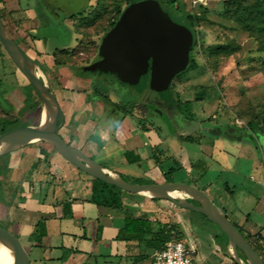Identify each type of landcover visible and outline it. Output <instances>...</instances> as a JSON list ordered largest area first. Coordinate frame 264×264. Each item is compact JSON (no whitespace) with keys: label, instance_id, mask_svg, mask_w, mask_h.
I'll return each instance as SVG.
<instances>
[{"label":"crops","instance_id":"1","mask_svg":"<svg viewBox=\"0 0 264 264\" xmlns=\"http://www.w3.org/2000/svg\"><path fill=\"white\" fill-rule=\"evenodd\" d=\"M43 7L41 2L32 0H1V18L9 34L29 56L38 60L45 71H53L52 88L65 114L62 133L72 137L75 146L86 154L125 176L146 178L145 184L190 183L204 190L241 232L251 237L252 246L260 254L264 242V139L259 135L264 132H254L240 123H225L241 134L247 130L252 133L251 137L241 135L236 139L222 127L206 126L205 122L196 131L184 130L180 123L185 124L187 116L183 114L177 116L179 130L164 139L158 127L146 122L149 115L137 114V120L112 95L100 91L112 104L101 99L95 92L93 72L81 74L71 62L60 60L64 51L76 47L77 41L75 45L48 47L47 37L40 35L47 22V7ZM50 15L54 19L61 17L54 11ZM64 19L75 23L74 16ZM9 72L14 74L16 85L6 96L11 100L7 101L9 108L0 104V119L14 117V109L25 100L18 97L16 90L28 87L29 80L17 65ZM4 79L0 75V85ZM100 86L109 89L104 81ZM116 110L122 117L120 123L114 118ZM187 134L196 138L191 142L197 147L177 143L188 141L180 138ZM224 134L236 141L234 147L223 142ZM35 147L29 144L19 153L12 152L8 170V174H13L21 162H29L22 184L26 200L13 199L6 218L8 229L26 251L28 264H151L153 253L158 250L152 241L154 233L163 225H174L182 231L183 238L196 248L198 264H242L235 259L229 242L193 211L169 199L129 192L123 193L121 207L95 202L92 175L54 154L52 147ZM224 155L235 156L236 161H228ZM163 157L175 165L165 169ZM178 168L187 171L188 181L170 177ZM129 217L149 219L152 232L124 230ZM238 255L244 263L248 262Z\"/></svg>","mask_w":264,"mask_h":264},{"label":"rangeland","instance_id":"2","mask_svg":"<svg viewBox=\"0 0 264 264\" xmlns=\"http://www.w3.org/2000/svg\"><path fill=\"white\" fill-rule=\"evenodd\" d=\"M21 1L26 2L29 0ZM32 1L41 2V0ZM59 1L64 2L66 0ZM76 1V8L80 12L75 13L74 25L69 24L68 21L64 22V18L68 15L65 14L63 8L52 10L47 7V22L40 35L47 37L49 48L75 45L77 41L76 47L64 51V56L60 60L69 61L73 66H80L92 61L98 55L101 38L110 29V23L117 17L118 9H124L128 0ZM226 1L176 0L177 6L183 13L191 14L189 22L192 23L196 33L191 67L172 80L173 89L179 94L181 100H185L182 103L181 111H179L182 116L183 114L187 116H184L185 124L180 123L181 129L196 131L200 128L198 125H202V122H205L206 126L218 125L224 129L225 123H240L244 126L249 120L259 119L262 121L264 119V49L261 47L264 43V29L261 28V24H256L253 29H247L238 19L230 15ZM242 1L245 4H252L255 0ZM261 1L264 2V0ZM45 7H43L44 10ZM52 11L60 14V19H54L50 15ZM76 36L78 37L76 38ZM0 46L3 53L0 56V75L5 78L4 83L0 85V95L6 102H9L11 100L6 98L7 93L11 87L16 85L15 76L9 71L12 66L15 67L16 65L4 45L0 43ZM33 60L37 64L36 70L41 73L40 76L52 88L53 82L50 78L53 71H45L38 60ZM92 74L93 85L103 93H108L113 98L121 101L122 107L128 109L129 114L137 116L139 118L137 120H140L138 115L142 117L145 115L138 106L137 95H142V98L147 101L145 103L153 101V97L158 96V93L149 86L143 91H139L118 82L113 77L114 75ZM26 80H28L27 77ZM102 81L108 85L109 89L106 87L101 89ZM16 91L18 97L25 99L20 108L14 109L16 126L39 123L43 107L33 85L28 81V87L17 88ZM11 104L14 103L11 102ZM119 114V111L116 110L114 118L117 119V123H120L119 121L122 118ZM131 115L130 119L134 122ZM168 117L169 122L160 114L153 115L150 113L146 122H151L158 127L162 137L168 139L173 132L179 130L176 123L170 119L172 115L168 113ZM60 131H64V125L60 128ZM1 133L3 132H1L0 127ZM224 136L223 142L229 147H234L236 141L230 140L227 134H224ZM234 137L236 139L240 137L239 130L235 132ZM259 138L264 139V135H259ZM177 143L180 146L183 144L187 147H197L191 141L177 140ZM31 145L36 146L35 149L38 146L52 147L44 141H36ZM16 152L19 153L20 149ZM54 154L67 161L56 151ZM13 156L11 152L0 158V182L2 184L0 223L6 228H8L6 218L9 216L7 211L10 210L13 199H19L21 202L26 200L25 193L22 192L24 188L22 184L29 162H21L14 171L15 173L8 174V171L5 172L4 168L6 163L12 164L11 158ZM224 156L227 157L228 161H236L235 156ZM163 160L165 169H168L170 165H175V162L167 157H163ZM240 162L243 163L244 160ZM243 166L248 168L246 163H243ZM170 177L175 181L189 180L187 171L182 168L174 170ZM127 178L132 179L129 176ZM143 181H146V178ZM24 190L26 189L24 188ZM191 200L200 205L197 200ZM208 222L217 234L226 239L222 230L214 222ZM239 253L247 259L241 250H239Z\"/></svg>","mask_w":264,"mask_h":264},{"label":"water","instance_id":"3","mask_svg":"<svg viewBox=\"0 0 264 264\" xmlns=\"http://www.w3.org/2000/svg\"><path fill=\"white\" fill-rule=\"evenodd\" d=\"M46 7L55 10L63 8L71 16L78 12L76 0H41ZM0 41L20 71L28 78L39 95L42 105L50 111L47 126L27 124L13 127L0 134V158L36 141H44L58 153L81 170L95 178L115 184L123 191L172 200L175 204L203 213L217 224L227 235L235 259L242 264H264L263 257L257 252L238 226L217 206L208 194L197 186L184 182H160L145 184L125 179L122 173L109 168L86 154L79 147L68 143L60 134L65 114L57 94L44 78L37 74V64L32 57L9 34L0 15ZM194 42L192 30L184 23L173 19L170 11L160 0H136L129 3L121 12L115 24L100 41L99 57L83 65L85 72L116 76L132 88L143 91L149 88L158 94H166L176 75L185 70L190 62V50ZM0 104L9 105L0 95ZM144 107L151 106L143 102ZM159 114L169 120L167 114L158 106ZM225 132L235 134L238 130L225 125ZM240 136H252L247 130ZM258 147L257 139L253 138ZM197 200L199 204L192 201ZM0 241L14 253L13 264H28V257L22 245L12 232L0 224ZM241 250L247 257L244 263L238 253Z\"/></svg>","mask_w":264,"mask_h":264},{"label":"trees","instance_id":"4","mask_svg":"<svg viewBox=\"0 0 264 264\" xmlns=\"http://www.w3.org/2000/svg\"><path fill=\"white\" fill-rule=\"evenodd\" d=\"M133 1H136V0H128L126 6ZM160 2L165 8H167L170 11L174 20L180 23L186 24L192 30L193 35H194V42H193V45H194L196 43V33H195V29L192 26V23L189 22V18L191 19V14L183 13L181 9L177 6L176 0H160ZM226 5H227L230 15L238 19L247 29H253L256 24H261V28L264 29V2L263 1L255 0L254 3L252 4H245L242 0H227ZM122 11L123 9L121 8L118 9V15L111 21L110 28L115 24V22L119 18ZM79 12L80 11H78L77 13ZM0 15L1 17H3V13L1 9H0ZM75 15L76 14H72L71 16H75ZM193 45L190 50V62H189L188 67L185 70L179 72L176 75V77H178L179 75H181L182 73H184L186 70H188L191 67ZM261 47L262 49H264V43L262 44ZM113 77L118 82L124 83L120 81L116 76H113ZM146 87H148V85ZM95 92L96 94L98 93L100 94L101 99L107 101L108 103H111V104L113 103L107 97V95L102 94L98 88H95ZM166 95L175 101L176 106L178 108H181L182 103L184 102L181 101V99L179 98V94L173 89L172 83ZM15 121L16 119L14 117L13 118H1L0 119L1 132H5L13 127H16ZM246 126L254 132H264V119H262V121H260L259 119L249 120ZM60 134L63 136V138L68 143L75 145L72 143L71 139L68 136L64 135L61 131H60ZM180 138L182 140H188V141L196 140V138L191 134L181 135ZM52 150L53 152L55 151L57 152V150L54 147H52ZM9 169H10V165L9 163H6V167L4 168V171L7 172ZM122 175L125 179L129 181L143 183V180L141 178L128 179L127 176H125L124 174ZM1 190H2V184L0 182V194H1ZM92 192H93L92 199L95 202L102 203V204H105L111 207H116V208L122 206V197L125 191H123L120 187H118L115 184H111L99 178L93 177ZM154 198L158 199L157 197H154ZM191 211H193L196 215L200 216L201 218L210 221L207 218V216L204 215L203 213H200L194 210H191ZM124 230L139 231L142 233L152 232L151 221L144 217H129V218H126V221L124 224ZM223 234L225 235V238L228 241L227 235L224 232ZM154 235L155 236L152 241L154 242V245L156 246L157 249L163 248L166 242L169 240L183 238L182 231L177 230L174 225H172L169 228H166V226L163 225L162 227H160L158 230L155 231ZM246 238L253 245L251 237L246 236Z\"/></svg>","mask_w":264,"mask_h":264},{"label":"built area","instance_id":"5","mask_svg":"<svg viewBox=\"0 0 264 264\" xmlns=\"http://www.w3.org/2000/svg\"><path fill=\"white\" fill-rule=\"evenodd\" d=\"M195 252L196 248L190 241L184 238L172 239L153 253L151 264H198L195 260ZM260 255L264 259V242Z\"/></svg>","mask_w":264,"mask_h":264},{"label":"flooded vegetation","instance_id":"6","mask_svg":"<svg viewBox=\"0 0 264 264\" xmlns=\"http://www.w3.org/2000/svg\"><path fill=\"white\" fill-rule=\"evenodd\" d=\"M98 57H99V53H98V55L94 59H96ZM92 61H90V62H88L86 64H89ZM86 64H83V65H86ZM83 65L76 66V67H74V69L77 72H80L81 74H84L86 72L82 69V66ZM129 88H132V87H129ZM153 99H154L153 101H148L149 104L156 105V106L160 107L167 114V116H168V113L171 114L172 117L170 119H171V121H173L174 123H176V125H178L180 123V122L177 121V116L178 115H181V114L179 113V108L176 106V103H175V101L173 99H171L166 94H158V96L153 97ZM136 101L138 103V106L143 111V113H145L147 115H149L150 113L153 114V115H159V112H158V110L156 108H153L152 106H150V107L149 106L144 107L142 105L143 102H147L145 100V98H142V95H137Z\"/></svg>","mask_w":264,"mask_h":264},{"label":"bare ground","instance_id":"7","mask_svg":"<svg viewBox=\"0 0 264 264\" xmlns=\"http://www.w3.org/2000/svg\"><path fill=\"white\" fill-rule=\"evenodd\" d=\"M39 71V70H38ZM37 71V74H41ZM42 72V71H41ZM41 117L39 123L43 126H47L50 122V111L46 104L42 105ZM14 253L3 241H0V264H13Z\"/></svg>","mask_w":264,"mask_h":264}]
</instances>
